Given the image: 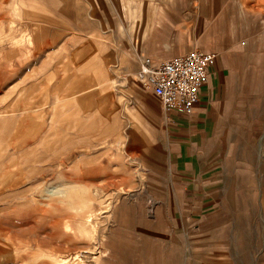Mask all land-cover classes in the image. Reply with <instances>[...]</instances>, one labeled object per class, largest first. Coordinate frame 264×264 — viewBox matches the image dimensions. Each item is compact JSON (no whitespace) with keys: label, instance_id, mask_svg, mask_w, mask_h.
Listing matches in <instances>:
<instances>
[{"label":"rangeland","instance_id":"1","mask_svg":"<svg viewBox=\"0 0 264 264\" xmlns=\"http://www.w3.org/2000/svg\"><path fill=\"white\" fill-rule=\"evenodd\" d=\"M161 1L13 0L40 25L1 28L0 73L8 45L14 79L22 54L48 58L57 87L37 111L34 88L3 96L0 79V264H264V8L250 0L227 32L234 110L198 160L224 174L218 192L194 185L177 122L126 56Z\"/></svg>","mask_w":264,"mask_h":264},{"label":"crops","instance_id":"2","mask_svg":"<svg viewBox=\"0 0 264 264\" xmlns=\"http://www.w3.org/2000/svg\"><path fill=\"white\" fill-rule=\"evenodd\" d=\"M256 1L259 8H264V0ZM251 11L253 7L250 0H162L153 11L144 44L142 43L140 49L131 47V53L126 54L128 61L136 63L144 59L159 62L183 56L191 50L211 52L216 55L209 81L203 87L196 111L188 117L174 118L185 142V156L181 158L196 160L193 162L194 167L199 171L195 176L194 185L200 187V190L219 192L224 186V174L218 171V167L203 169L198 160L202 157H210L209 153H206V156L202 153L204 145H209L207 149L211 148L210 145L215 142L214 137L218 133V128L227 126L228 112L234 110L232 106L236 85L234 70L236 61L240 58L228 53L234 44L227 32L232 29L231 24L236 23L237 16L249 14ZM26 15V11L19 2L0 0V31L6 26L4 37H9V35L17 38L32 37L30 33L34 31L36 25L40 24L35 23L31 26ZM32 38L29 43H33V46H26L21 52L25 53L26 50H30L35 56L42 51V46H37V41ZM122 45L125 46V44ZM2 47H5V51L1 52L6 56L2 64V70L6 72L5 74L0 73V79L5 80L2 95L12 94L18 98L30 88H34V93L37 94V102L34 104L37 111H42L39 105L40 96L44 92H55L57 87L53 80L55 67L51 65L50 72L42 74V66L47 63L48 58L40 60L39 65L34 63L35 65L30 68V64L35 61L30 60L31 58L26 60L22 54L19 59L24 64L29 61V65L22 70L29 67L27 69L29 71L21 73L18 79H14L15 76H11L9 72L10 47L8 45ZM13 60H16V55L13 56ZM84 65L90 67L91 62L87 59ZM88 74L89 72L86 76ZM32 75H34V81L26 84L24 81L31 79ZM45 78L48 80L42 81ZM6 81H11V83H6ZM38 116L40 120L41 114L38 113ZM110 127L107 132L111 131Z\"/></svg>","mask_w":264,"mask_h":264},{"label":"built area","instance_id":"3","mask_svg":"<svg viewBox=\"0 0 264 264\" xmlns=\"http://www.w3.org/2000/svg\"><path fill=\"white\" fill-rule=\"evenodd\" d=\"M216 60L211 52L191 50L183 56L139 62L137 79L160 101L171 117H188L197 109Z\"/></svg>","mask_w":264,"mask_h":264},{"label":"bare ground","instance_id":"4","mask_svg":"<svg viewBox=\"0 0 264 264\" xmlns=\"http://www.w3.org/2000/svg\"><path fill=\"white\" fill-rule=\"evenodd\" d=\"M53 194H56V193H53Z\"/></svg>","mask_w":264,"mask_h":264}]
</instances>
